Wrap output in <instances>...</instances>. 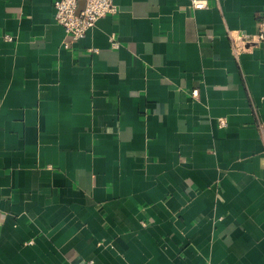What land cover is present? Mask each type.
<instances>
[{
	"label": "crops",
	"instance_id": "obj_1",
	"mask_svg": "<svg viewBox=\"0 0 264 264\" xmlns=\"http://www.w3.org/2000/svg\"><path fill=\"white\" fill-rule=\"evenodd\" d=\"M54 1L0 0V264H264V0Z\"/></svg>",
	"mask_w": 264,
	"mask_h": 264
},
{
	"label": "built area",
	"instance_id": "obj_2",
	"mask_svg": "<svg viewBox=\"0 0 264 264\" xmlns=\"http://www.w3.org/2000/svg\"><path fill=\"white\" fill-rule=\"evenodd\" d=\"M196 7L206 6L203 0H193ZM56 19L65 28L69 39L64 41V46L69 47L72 42H76L85 37L88 30L104 16L115 15L120 8L114 0H55ZM6 38L12 39L9 34ZM113 47H119L120 42L116 40L115 35L111 37ZM264 41V13L259 21V30L255 34H246L235 43V50L238 52L244 49L246 44H256ZM193 95H198V90L193 91Z\"/></svg>",
	"mask_w": 264,
	"mask_h": 264
}]
</instances>
